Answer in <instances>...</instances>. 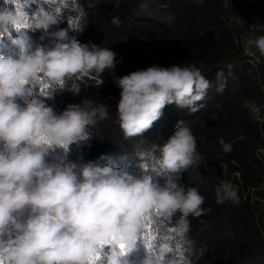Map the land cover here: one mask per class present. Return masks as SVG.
Returning <instances> with one entry per match:
<instances>
[{
	"label": "clouds",
	"instance_id": "1",
	"mask_svg": "<svg viewBox=\"0 0 264 264\" xmlns=\"http://www.w3.org/2000/svg\"><path fill=\"white\" fill-rule=\"evenodd\" d=\"M20 20L12 11L0 10V31L7 32ZM111 22L117 27L121 24L118 17ZM60 23L52 14L37 16L30 30L43 31L50 43L33 48L26 34L22 43H12L25 50L19 58L15 53L5 55L7 45L0 40V234L15 221L13 235L0 239L4 264H87L103 237L117 236L132 246L141 228L140 217L149 209L179 211L185 217L210 211L201 208L204 197L195 187L185 190L174 182L160 187L151 173L137 175L124 167L94 161L79 165L64 159L54 165L46 162L50 148L67 150L69 145L89 139L88 126L96 123L97 116L108 118V105L93 106V101L85 100L68 104L57 115L43 99L29 95L24 82L37 73L53 84L94 74L100 86L101 74L116 67V53L81 43L69 35V29L55 30ZM69 28L79 33L84 30ZM254 45L264 55V35ZM113 81L120 89L116 115L126 139L151 129L168 105L198 112L211 87L194 64L152 65ZM217 91L222 92L223 86ZM220 143L225 152L231 151L230 144L223 139ZM196 147L188 123L177 121L167 140L152 144L155 175L178 174L199 161ZM104 159L103 154L98 158ZM226 200L239 202L236 188L223 181L216 188V201L222 204ZM135 252L133 247L131 253ZM126 262L158 264L147 253L137 260L127 257Z\"/></svg>",
	"mask_w": 264,
	"mask_h": 264
},
{
	"label": "trees",
	"instance_id": "2",
	"mask_svg": "<svg viewBox=\"0 0 264 264\" xmlns=\"http://www.w3.org/2000/svg\"><path fill=\"white\" fill-rule=\"evenodd\" d=\"M83 4L91 18V35L84 43L98 47L130 44L129 48L136 52L123 65L125 75L152 65L194 64L211 83L207 96L200 102L204 106L198 112L168 105L151 129L142 136L127 139L116 115L120 89L115 85L111 90L91 87L82 101L91 100L93 106L107 104L109 110L107 119L99 116L96 119L103 134L105 160L148 152L147 141L151 134L174 127L179 120H199L196 134L193 133L198 154L217 150L222 165L201 170L207 181L203 184L209 186L202 190L204 203L201 208L210 211L193 215L188 225V233L198 242L195 253L199 256L206 246H212L213 264H264V234L259 218L264 189L258 178L262 171L259 152L264 150V55L260 62L251 64L230 24L224 0H201L199 3L193 0H117L116 3L112 0H83ZM244 4L248 11L264 8V0H244ZM0 10H3L1 0ZM113 17L121 20L119 27L112 24ZM143 36L146 37L144 43L140 42ZM75 80L76 77L66 78L65 92L61 95L59 90L55 91L53 100L48 102L57 115L68 104H76L66 92ZM221 85L223 91L218 92ZM250 103L258 106L261 119L251 114ZM221 139L231 145V151H224ZM87 141L70 145L71 162L77 164L82 158L84 163L97 161L94 152L89 151ZM53 161L56 158L50 157L49 164L54 165ZM223 181L236 188L238 203L232 200L217 203L216 188ZM200 183L198 181L197 185ZM222 211L227 214L232 239L218 240L206 227L205 220ZM159 226L167 228L165 224Z\"/></svg>",
	"mask_w": 264,
	"mask_h": 264
},
{
	"label": "rangeland",
	"instance_id": "3",
	"mask_svg": "<svg viewBox=\"0 0 264 264\" xmlns=\"http://www.w3.org/2000/svg\"><path fill=\"white\" fill-rule=\"evenodd\" d=\"M196 3H199L201 0H193ZM113 3H116L117 0H112ZM2 9L12 11L14 14H17L21 19L25 18L21 16V13L26 14L28 22L31 23L38 15L37 12L41 11L43 13H48L56 16L61 23L56 26L55 30L59 28L69 29V35L75 36L81 43H84L85 39L91 35L89 25L91 23L90 13L85 8L83 0H1ZM224 6L226 7V12L232 24L233 29L236 30V37L239 43L242 45L245 53L249 56L251 64H255L261 61L263 56L260 51L255 47L254 41L257 37L264 35V8L262 10H252L248 11L244 0H224ZM69 27L84 28L82 33L74 32ZM31 37L33 48L39 44L42 46H47L50 43V38L46 36L43 31L32 32L30 29L23 30ZM2 37L0 40H3L7 47L3 50L5 55L15 53L16 58H19L20 50L14 48L12 40L18 38L19 34L15 32L14 27H10L7 32L2 31ZM11 33V37H9ZM43 37V39H42ZM137 40V39H136ZM146 42V37L143 36L140 39V42ZM124 44V43H123ZM131 45H126L123 47L119 46V43H115L112 46H108L110 50L116 53V67L114 70H105L101 74V79L103 84L101 87L111 90L112 85H114L113 78L120 77L126 74V71L123 69V65L126 60L132 59L136 52L133 49H130ZM93 75L86 76L83 78H77L74 81V84L68 87L66 90L69 99L78 104L83 100L85 94L93 86H99L96 80L93 78ZM65 81V80H64ZM64 81L60 84H53L48 81L42 73L37 74V78L31 80L30 84L26 87H29L33 90L31 95L38 96L43 99L48 106V102L53 100V95L55 91L59 90L62 95L64 90ZM47 84L48 88L45 89L49 95L45 97L41 93V89L44 88V85ZM18 103L23 105V100H18ZM249 110L251 114L260 118V110L258 106L254 103H250ZM64 111L60 110V113ZM189 127L192 129L194 135L196 134L197 128L199 126V120H186ZM89 139L87 144L89 151L94 152L96 162L101 165L105 163H111L116 167H124L130 173H135L137 175L149 174L153 175L154 183H157L160 187H164L168 182H174L177 185L183 186L185 190L189 187H195L201 195H203L202 190L209 188L208 184H203L207 182L204 178L201 170L202 168H216L222 165L220 155L215 150V153L200 155L201 159L196 161L194 164L189 166L187 169L182 170L178 174L174 175H161L157 176L154 173L155 159L152 155V144H161L163 141L167 140L174 132V127H169L168 130H163L161 133L151 134L148 137L147 145L148 152H140L134 154V157H119L112 158L109 160H98V158L104 154L103 149V134L100 126L95 123L88 126ZM100 150V151H99ZM197 151V150H196ZM198 153V151H197ZM64 156V157H62ZM70 145L68 149L64 148H50L49 153L46 157V162L49 164V158H56V161H53L54 164L59 163L61 159L64 158L66 161H70ZM259 156L262 160V171L260 172L259 184L264 189V150L259 152ZM130 158V159H129ZM113 160V161H112ZM115 160V161H114ZM100 161V162H99ZM84 163V158L80 159L77 162V165ZM50 165V164H49ZM143 165L145 169L140 166ZM197 168H200L199 170ZM200 181V186L197 185V182ZM205 191V190H204ZM255 199V197L253 198ZM259 214H260V227L264 234V202H261L259 205ZM179 211L172 213L170 216L168 213L160 212L157 214L155 209L152 211L151 216V228L153 233L157 236V243L159 245L167 244L172 251H164L163 256L166 258V264L171 261V264H213L212 260V246H206L201 255L197 256L195 249L198 248L197 240L188 233V225L193 219V214L188 216L181 215ZM226 212L218 213L214 218H209L205 220L206 227L209 231L213 232L218 238V240L223 239H232L233 232L228 228V223L226 220ZM15 221H11L5 231L0 234V239H7L13 235L12 225ZM158 222V223H157ZM166 225L167 228L160 227ZM179 249V250H177ZM106 257L102 261V264H107V256L111 255L109 249L105 250ZM146 253V250L137 242L136 252L131 253L128 256L129 260H137L142 258ZM161 253L157 251V256ZM158 264H161L160 260L153 257Z\"/></svg>",
	"mask_w": 264,
	"mask_h": 264
},
{
	"label": "snow or ice",
	"instance_id": "4",
	"mask_svg": "<svg viewBox=\"0 0 264 264\" xmlns=\"http://www.w3.org/2000/svg\"><path fill=\"white\" fill-rule=\"evenodd\" d=\"M44 14L41 11L37 12L36 15ZM21 16H24L25 18L20 20V23L15 25L14 29L15 32L19 34L18 38H15L12 40V43L20 44L23 41V38L27 34L23 30L30 29V23L28 22V19L26 18V14L21 13ZM3 33H0V37H2ZM9 37H11V33H9ZM20 53H23L25 50L23 48L19 49ZM38 74V73H37ZM37 74H35L30 80L24 82V88L26 92L31 95L33 90L29 87H26L30 84L31 80H34L37 78ZM48 88V85L45 84L44 88L41 89V93L47 97L49 94L45 92V89ZM153 209L147 210L145 213L142 214L140 217L141 221V228L138 232L136 239L133 241L132 246H129L122 238L117 236H106L101 238L95 245V250L93 253L89 256L87 264H102V261L106 257V249H109L111 252V257L107 256V264H127L126 258L131 253V250L133 247L137 246V242L139 241L140 244L144 247L146 250V253L154 257L156 256L157 259L160 260L161 264H166V258L163 256L164 251L171 252L172 249L167 245H159L157 243V236L153 233V230L151 228V216H152ZM157 214L160 213L158 209H155ZM170 216L171 213H168ZM179 250V249H177ZM157 251H159L161 254L157 256ZM0 264H4V261L2 258H0Z\"/></svg>",
	"mask_w": 264,
	"mask_h": 264
},
{
	"label": "built area",
	"instance_id": "5",
	"mask_svg": "<svg viewBox=\"0 0 264 264\" xmlns=\"http://www.w3.org/2000/svg\"><path fill=\"white\" fill-rule=\"evenodd\" d=\"M166 130H168V129H166Z\"/></svg>",
	"mask_w": 264,
	"mask_h": 264
}]
</instances>
